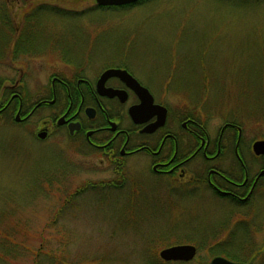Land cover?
I'll use <instances>...</instances> for the list:
<instances>
[{"label": "rangeland", "instance_id": "374dc122", "mask_svg": "<svg viewBox=\"0 0 264 264\" xmlns=\"http://www.w3.org/2000/svg\"><path fill=\"white\" fill-rule=\"evenodd\" d=\"M38 2L47 6L31 41L40 50L14 56L13 37L0 51V75L25 80L31 95L65 68L64 50L77 61L89 57L93 71L104 61L126 63L174 110L207 114L211 134L223 118H235L246 159V146L264 138V0H142L115 8L28 0ZM4 15L19 26L25 0H0ZM6 32L0 24V47ZM41 116L0 121V240L8 236L20 250L0 253V264H209L215 255L264 264V202L253 217L233 212L207 188L191 194L141 163L122 190L102 189L105 166L88 162L63 135L36 139ZM186 238L203 241L191 260L159 257Z\"/></svg>", "mask_w": 264, "mask_h": 264}, {"label": "flooded vegetation", "instance_id": "af4514ba", "mask_svg": "<svg viewBox=\"0 0 264 264\" xmlns=\"http://www.w3.org/2000/svg\"><path fill=\"white\" fill-rule=\"evenodd\" d=\"M45 4L30 6L25 0L26 15L19 26L15 25L16 18L0 16V24L7 30L6 45L14 37L12 55L14 45H35L30 39ZM20 36H25V40H20ZM60 54L65 68L53 70L35 95L29 93L27 83L20 77L0 75V121L21 123L32 115H42L34 129L36 139L44 141L63 135L88 162L105 166L110 175L98 182L102 189L122 190L141 163L155 177L190 189L191 194L207 188L213 196L233 205V212L253 217L256 205L264 202V153L253 152L254 140L246 146L249 159L245 158L242 126L235 118H223L217 133L211 134L207 114L174 110L163 94H156L126 63L104 61L93 71L89 57L77 61L64 50ZM0 67H4L3 63ZM109 68L126 70L151 98L134 90L118 75L102 79V73ZM177 244H192L197 252V245L192 242Z\"/></svg>", "mask_w": 264, "mask_h": 264}, {"label": "water", "instance_id": "95a60500", "mask_svg": "<svg viewBox=\"0 0 264 264\" xmlns=\"http://www.w3.org/2000/svg\"><path fill=\"white\" fill-rule=\"evenodd\" d=\"M97 5L99 6H119L130 3H135L139 0H95ZM110 75H118L125 79L128 84L137 92H141L149 98L151 95L145 87H142L126 70L119 68H109L105 70L101 78L104 79ZM39 136H42L39 133ZM252 149L255 154H263L264 153V139L255 140L252 143ZM196 254V247L192 244H175L164 247L159 250L158 255L164 261H188L191 260ZM209 264H249L243 261H232L222 256H214L209 261Z\"/></svg>", "mask_w": 264, "mask_h": 264}, {"label": "trees", "instance_id": "16d2710c", "mask_svg": "<svg viewBox=\"0 0 264 264\" xmlns=\"http://www.w3.org/2000/svg\"><path fill=\"white\" fill-rule=\"evenodd\" d=\"M19 38L22 41L25 40V36H20ZM7 41H8L7 39L4 40L5 44L2 47H0V51L1 50H4L5 48H7V46H8V45H6V42ZM30 41H33V40L30 39ZM39 50H40L39 48H36V47H34L32 45L31 46H28V47H25V45H19V46L14 45L13 46V53H15L14 56H18V55H24V56L25 55H33L34 54L33 52H37ZM183 238H179V240H181ZM184 241H186V242H192V243H194L196 245H199V244H201L203 242L202 240H198L197 241L194 238L193 239L186 238ZM16 246H17V244H15V242H13L12 240H9V238L7 236L4 240H0V253L3 254V255L5 254V256L10 255L11 253H13V254L16 253V255H17L20 250L18 248H16ZM14 247H15V250L11 252L10 250L13 249ZM34 264H40V263L36 259L34 261Z\"/></svg>", "mask_w": 264, "mask_h": 264}]
</instances>
